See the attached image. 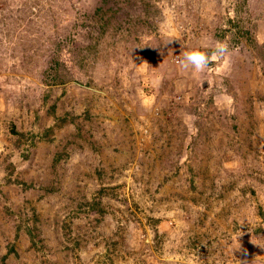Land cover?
Returning a JSON list of instances; mask_svg holds the SVG:
<instances>
[{
    "label": "rangeland",
    "instance_id": "rangeland-1",
    "mask_svg": "<svg viewBox=\"0 0 264 264\" xmlns=\"http://www.w3.org/2000/svg\"><path fill=\"white\" fill-rule=\"evenodd\" d=\"M0 264H264V0H0Z\"/></svg>",
    "mask_w": 264,
    "mask_h": 264
},
{
    "label": "clouds",
    "instance_id": "clouds-1",
    "mask_svg": "<svg viewBox=\"0 0 264 264\" xmlns=\"http://www.w3.org/2000/svg\"><path fill=\"white\" fill-rule=\"evenodd\" d=\"M233 53L234 50L227 41L217 40L210 49L201 46L184 52L182 58L178 59V66L182 70L191 68L194 72H203L215 60L227 62ZM230 102L228 98H224L225 104Z\"/></svg>",
    "mask_w": 264,
    "mask_h": 264
}]
</instances>
